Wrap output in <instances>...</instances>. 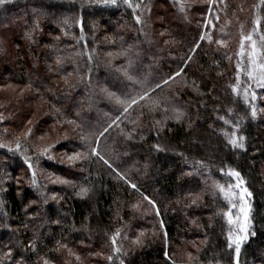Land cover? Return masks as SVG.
I'll use <instances>...</instances> for the list:
<instances>
[{
    "label": "trees",
    "instance_id": "trees-1",
    "mask_svg": "<svg viewBox=\"0 0 264 264\" xmlns=\"http://www.w3.org/2000/svg\"><path fill=\"white\" fill-rule=\"evenodd\" d=\"M105 2L0 6V84L23 88L0 105V264H235L229 170L252 193L239 264H264V90H233L264 0Z\"/></svg>",
    "mask_w": 264,
    "mask_h": 264
},
{
    "label": "snow or ice",
    "instance_id": "snow-or-ice-1",
    "mask_svg": "<svg viewBox=\"0 0 264 264\" xmlns=\"http://www.w3.org/2000/svg\"><path fill=\"white\" fill-rule=\"evenodd\" d=\"M9 2V0H0V6H3L5 3ZM126 3L129 2V0H125ZM106 4L111 3V4H116V0H106ZM137 20L139 22V17H137ZM207 34H205L204 37L201 39H206ZM194 47H198L197 45H194ZM256 48V56L254 57L256 63L258 60V57L260 58V63H259V68H260V73L258 76L254 75L253 72H249L248 76L250 79L256 82V87L258 88H264V60L261 59V57H264V45H260V49L258 50L257 45L255 46ZM91 58V55L89 56ZM60 58H58L59 60ZM179 73H177L178 75ZM249 88L252 87L250 84L248 86ZM237 94H239V85H236L233 89ZM257 98L256 93L253 91L251 93L248 92V90H245L244 92V99L246 102H248L251 106V101L255 100ZM251 115L253 117H256L257 115V109L255 107H252ZM2 118V117H0ZM179 118V116H177ZM227 123V121H225ZM233 127L236 129V132H233L229 136V143L232 145L233 148H240V149H245V144H244V137L243 136H238L236 133L239 131V125H233ZM227 135V134H226ZM6 145L3 143H0V148L5 147ZM20 144H16V149H20ZM88 147V152L85 153H74L71 156H69L70 160H77V159H82V158H88L89 152L95 156L99 157V153L97 148H93L90 145H87ZM246 150V149H245ZM28 167L30 169L33 168V164L31 161H27ZM105 163L108 164V161L105 160ZM230 176L234 177L236 179L235 185L229 186L228 190H225L224 185H219L220 191L223 192L224 197L226 200H229L231 202V208H239V213L241 214L238 217H234L233 213L231 211H228L226 213L227 219L229 224H237L239 233L235 236H233L232 232H229L228 238H229V248H231L233 245L235 246V264H239V255L241 252V246L242 242L246 239H248V230L250 227V204L248 202L249 198L252 196V193L249 191V189L245 186V182L242 179L241 173L238 170H229L228 173ZM33 180L35 181V172L33 171ZM61 183H67L66 180L64 181H59ZM131 187L136 188V185L133 183L131 184ZM232 188L239 189V194L237 196L236 192L232 191ZM88 192L87 188L82 187L80 191V195H86ZM55 198V197H53ZM235 199H238L241 201V203L238 205L237 203L234 202ZM195 201H193L194 203ZM154 203V202H153ZM254 234V233H253ZM115 243V241H113ZM116 252L119 253L120 249L117 248Z\"/></svg>",
    "mask_w": 264,
    "mask_h": 264
},
{
    "label": "rangeland",
    "instance_id": "rangeland-1",
    "mask_svg": "<svg viewBox=\"0 0 264 264\" xmlns=\"http://www.w3.org/2000/svg\"><path fill=\"white\" fill-rule=\"evenodd\" d=\"M4 17L5 15H2V18ZM259 28H260V24L257 20H255L254 26L251 28V30H249V32L244 37H242L241 44L238 50V55H239L238 62L240 64H239V75H238L237 85H239V94H237V92L235 93L238 96H240L244 101H245L244 99L245 90H248L249 93L254 91L257 97H258V93L264 90V88L256 87V82L250 79L248 76L249 72H252V71H254L253 74L256 76H258L260 73V68H259V63L261 62L260 58L258 57L257 63L254 59V57L256 56L255 46L257 45L258 50H259L260 45H264L261 41V35H260ZM261 59L264 60V57H261ZM250 84L252 85L251 88L248 87ZM21 89L23 88L17 84L1 83L0 84V105L13 102L17 93ZM256 100L257 98L250 102L252 106L256 105ZM246 103L250 105L248 102ZM42 104H43V100L41 99H38L36 102H34V104H31L33 106L34 114L36 117L40 116ZM6 128L12 131V127L7 125ZM47 131L48 132H46L45 134L38 135L35 137V141L39 145L45 144L46 142H49V141L54 142L61 135V131L58 130L56 123L49 125L47 127ZM68 133H69V130H66L64 132V134H68ZM230 135H228V138ZM235 183H236V179L231 176L230 184H224L225 190H228L229 186L235 185ZM218 189H219V193H221L224 200L228 203L229 211L233 213V216L234 217L240 216L241 214L239 213V208L238 207L235 209L231 208V202L229 200H226L223 192L220 191V188ZM232 191L236 192L238 196L239 189L232 188ZM234 202L237 203L238 205L241 203V201H239L238 199H235ZM226 219H227V215H226ZM227 222H228V219H227ZM230 228L232 231H234V235H237L239 233L237 224L235 223L230 224Z\"/></svg>",
    "mask_w": 264,
    "mask_h": 264
}]
</instances>
